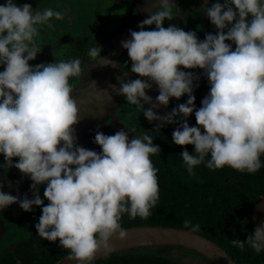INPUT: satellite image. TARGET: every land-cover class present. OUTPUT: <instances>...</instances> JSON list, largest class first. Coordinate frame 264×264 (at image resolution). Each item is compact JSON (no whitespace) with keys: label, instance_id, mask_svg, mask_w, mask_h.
<instances>
[{"label":"clouds","instance_id":"clouds-1","mask_svg":"<svg viewBox=\"0 0 264 264\" xmlns=\"http://www.w3.org/2000/svg\"><path fill=\"white\" fill-rule=\"evenodd\" d=\"M155 9L138 24L139 31L129 29L131 38L121 41L130 71L138 78L122 82L118 94L149 122L159 121L156 132L177 125L172 143L194 146V151L184 148L179 154L190 175L201 164L211 170L228 166L256 173L264 166V0H215L203 11L217 31L206 32L204 39L195 30L164 26L165 19L182 15L170 0H159ZM65 12L34 10L15 0L0 4V167H15L27 176L33 197L25 193L21 199L0 190V210L13 203L26 212L42 206L37 235L59 240L68 260L92 264L97 253L106 258L115 251L110 237H127L120 223L123 214L133 219L152 215L160 189L151 156L161 149L147 131L129 139L123 129L114 135L97 132L92 143L100 146L99 152L77 143L74 125L80 111L69 80L81 78L88 64L85 67L81 57L29 63L42 51L40 28L52 27V19H64ZM146 25L155 28L145 30ZM100 52L94 44L84 55L98 65L115 66ZM197 69L202 71H191ZM201 76L207 78L209 91L197 108L194 91ZM153 83L159 89L154 100L146 91ZM185 94L186 102L166 115L155 111ZM193 113L196 124L190 126ZM3 186L0 180V189ZM183 223L192 233L200 231L198 223ZM230 244L240 251L247 246L256 254L264 252V223L246 239L234 238Z\"/></svg>","mask_w":264,"mask_h":264},{"label":"flooded vegetation","instance_id":"flooded-vegetation-1","mask_svg":"<svg viewBox=\"0 0 264 264\" xmlns=\"http://www.w3.org/2000/svg\"><path fill=\"white\" fill-rule=\"evenodd\" d=\"M97 2L100 3V7L103 11V21L98 22L99 25L97 24V26L100 27L99 31L102 32V34H100L101 32L99 34L104 38L109 37V39H111L108 44L104 45L101 41L100 44L94 42L96 38H98L97 41H99V34L94 35L92 42L89 41L83 43L86 40L84 30L81 32L77 42L73 43V40L71 42V44H80V47H78L79 45L75 47L70 46V48H65V50L63 46L46 44L45 47H42V51L38 53L36 59L29 61V63L34 66L48 62V58H46L47 52L52 53V62L53 59H55L54 56L56 54H59L61 59L68 60L69 54L73 51L75 52H73L74 56L77 57L79 53L82 54L83 52L84 54L86 47H91L94 44L100 46V56L108 57L115 62V66H112L111 64L101 66L96 64L95 61L87 60L88 58L82 54L83 56L81 58L84 61V66L86 67L88 64V67L82 74L81 78L73 77L69 80V83L72 84L74 88V92L72 93L73 98L76 100L77 106L80 110L79 123H82L77 129V131H81L80 134H78L77 143L89 150L99 152L101 151L100 146L92 143L97 132H103L106 135H114L117 131L123 129L129 133V139H131L133 136L140 135L146 131L149 135L154 136V134L160 130L159 129L156 132L155 128V125L160 123L159 121L149 122L143 116V113H140L136 109L131 112H126V114L124 113L129 104L126 102L125 96L118 94V89L122 82L127 79L138 78V75L131 73V61L129 56L126 51L121 52L120 49H118L119 44L116 42L122 35V39L123 37L125 38L124 34L127 32V35H130L129 29L139 31L138 24L147 18L152 11L158 10L155 9V7L158 6L159 0H151V3L150 0H97ZM39 3H41V10L50 7L53 10H60L63 12L67 9V12L64 14V19L61 20L63 21L71 15L73 9L77 7L79 3L84 4L86 3V0H41ZM170 3L176 5L178 12L182 11V15L173 17L171 21L165 19V27H168L170 24H175L176 26L183 28L185 31L195 30L199 39H204L206 32L212 34L216 33L217 29H215L210 23V20L203 11L205 7H210L214 4L215 0H170ZM173 12L175 14V8L173 9ZM55 22L57 21L53 18L51 21L53 26L41 27L40 32H43L45 37L49 36L54 38L55 36V38L59 39L60 36H63L61 33H64L66 30L72 32V29L75 28H68V24L64 23L62 24V27H55L56 31H53ZM153 28H155V25L145 26V30H151ZM226 43L231 42L226 41ZM81 45L84 46L82 52H80ZM234 47L235 46L233 45V48ZM121 48L123 47L121 46ZM2 70L3 67L0 66V71ZM191 71L200 72L202 70L197 69ZM117 77L120 79L118 80ZM86 91L92 93V99H86ZM146 91L148 95L153 97V100L159 94V89L155 83H153L150 90ZM208 91L209 84L207 78L201 76L199 87L194 91L197 106ZM102 99L103 102H105L103 106L100 105ZM179 100L171 98L166 108L161 106L155 109V111L159 115H166L177 105ZM92 101L93 103H90ZM90 104L93 105L90 106ZM149 107H151V104L145 105V108ZM95 112H100L103 115V118L101 121L100 119L99 121L96 119L98 125L95 127H90L87 131L83 130V118H87ZM128 126L134 128L135 131H129ZM3 159V156L0 155V162H3ZM13 159L14 161L18 160V158ZM0 180H2L4 184L3 188L0 190L5 193L18 195L21 199L23 198V195L27 193L30 199L33 198L30 190L32 181L21 173L19 169H16L15 167L10 169L0 167ZM18 181L19 183H17ZM9 182L11 183V187H9ZM44 188L45 185L40 186V195L41 198L45 200V204H47L48 201L43 197ZM41 214L42 206H33V211L26 212L20 208L18 203H13L9 207L0 210V257L13 251L18 245L27 241L26 239L32 234L31 227L39 221ZM205 261L210 263L209 260Z\"/></svg>","mask_w":264,"mask_h":264},{"label":"trees","instance_id":"trees-1","mask_svg":"<svg viewBox=\"0 0 264 264\" xmlns=\"http://www.w3.org/2000/svg\"><path fill=\"white\" fill-rule=\"evenodd\" d=\"M187 95L178 103H185ZM177 103V104H178ZM195 104H197L195 102ZM201 102L196 107L199 108ZM196 124L194 113L188 118ZM177 127L169 124L153 136L161 152L151 156L157 173L160 199L147 219L121 217L123 228L136 225H161L184 228V220L200 224L197 232L227 251L238 264H264V254L247 248L240 251L230 244L234 238L246 239L253 230L251 213L254 205L264 197V166L254 174L241 173L231 167L211 170L198 165L189 174L179 155L184 148L194 151L193 145L172 143V132ZM264 164V156L261 157ZM38 223V221L36 222ZM27 241L0 257V264H58L68 256V250L37 235L35 225ZM190 230V229H189ZM174 245H152L128 248L100 257L92 264H182L167 254Z\"/></svg>","mask_w":264,"mask_h":264},{"label":"rangeland","instance_id":"rangeland-1","mask_svg":"<svg viewBox=\"0 0 264 264\" xmlns=\"http://www.w3.org/2000/svg\"><path fill=\"white\" fill-rule=\"evenodd\" d=\"M15 2L17 3V5H22L24 3H29L32 5V8L38 9L41 5V0H15ZM5 0H0V4H4ZM151 3V0H150ZM100 3L97 2V0H86V3L82 4L79 3L77 5V7H75L73 9V12L71 13V15L69 17H67V19L61 21V20H56L57 22L54 23V28L53 31L55 30V27H62V24H68V28L70 27H75L74 29H72L73 31L69 32V31H65L64 33H61L63 36H60L59 39L52 38V37H45V35H43V32H40L39 37L37 38L39 40V42L43 45L42 47H45L46 44H54V45H59V46H63V48H70V46H78L80 47V44H71L72 40L73 43L77 42V40H79V37L81 35V32H83L85 30V35H86V40L83 43H87L89 41H93L94 35L99 34L101 31H99L100 27L97 26L98 22L103 21V11L100 7ZM99 25V24H98ZM128 33V32H127ZM127 33H125V38L122 36L118 38V40L116 42H118L119 47L118 49H120V51L122 52H127L126 49L121 48V41L122 40H126V39H130V35H127ZM83 34V33H82ZM102 34V32L100 33ZM99 34V41L98 38H96L94 40V42L96 44H100L101 42L105 45L108 44L111 39H109V37L104 38L102 37V35ZM44 38V39H43ZM47 40V42H46ZM67 41V42H66ZM83 41V40H82ZM81 41V42H82ZM101 41V42H100ZM70 42V43H68ZM91 44V43H90ZM88 46V44H87ZM86 47V46H85ZM47 48V47H46ZM84 46L81 45V51L83 50ZM87 48V47H86ZM117 48V47H116ZM114 48V49H116ZM66 50V49H65ZM74 52V51H73ZM73 52L71 54H69V59L71 58H75ZM120 52V53H121ZM75 53V52H74ZM119 53V54H120ZM83 54V52H82ZM81 53L78 54L77 57H82ZM128 54V52H127ZM52 53L51 52H47L46 54V58L48 63L52 62ZM54 60H60L61 57L59 54H56ZM88 87V86H87ZM86 95V99L87 98H93L92 93L91 92H87L85 93ZM90 103H93L90 102ZM105 102H103V99L100 101V105H104ZM93 104H90V106H92ZM135 106L134 105H128V107L126 108V110L124 111V113L126 114V112H131L133 110H135ZM80 111V110H79ZM128 114V113H127ZM130 116V115H128ZM103 118V115L100 112H95L93 115L87 117V118H83V122H84V127L83 130L87 131L89 130L90 127H95L96 125H98V122L96 121V119L99 121H101V119ZM79 125H82V123H77L76 125H74L75 129H76V136L78 137V134H80L81 131H77V129L79 128ZM167 256L179 263L182 264H214L213 262H211L209 260L210 263H207L205 260L208 261V259L206 257H204L201 253H198L194 250H190L188 248L185 247H174L170 252H168Z\"/></svg>","mask_w":264,"mask_h":264},{"label":"water","instance_id":"water-1","mask_svg":"<svg viewBox=\"0 0 264 264\" xmlns=\"http://www.w3.org/2000/svg\"><path fill=\"white\" fill-rule=\"evenodd\" d=\"M251 220L253 230L264 223V197L254 205ZM124 229L127 230L125 239H118V234L110 237L109 243L114 247V252L139 246L176 245L201 253L214 264H238L217 243L199 233H192L189 229L161 225H136ZM100 257L102 253H97L96 259ZM58 264H77V262L65 257Z\"/></svg>","mask_w":264,"mask_h":264}]
</instances>
